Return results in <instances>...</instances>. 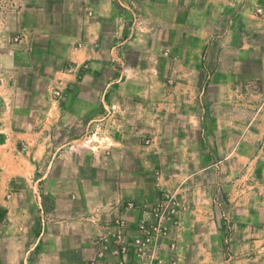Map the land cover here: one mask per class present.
Here are the masks:
<instances>
[{
	"label": "rangeland",
	"instance_id": "obj_1",
	"mask_svg": "<svg viewBox=\"0 0 264 264\" xmlns=\"http://www.w3.org/2000/svg\"><path fill=\"white\" fill-rule=\"evenodd\" d=\"M20 1L0 0V12L14 10ZM135 14L129 41L120 37L119 50L78 69L68 88L53 92L57 98L68 99L67 113L52 136L55 144L63 143L67 149H54L42 164L30 166L33 177L21 180L27 167L15 157V139L0 146V264H19L14 244L18 238L24 240L21 228L24 231L37 223L35 207L43 202L38 195L47 189V180L37 181V177L47 174L48 166L56 172L51 176L80 177L84 193L96 190L93 194L108 195L101 198L108 203L104 207L113 206L111 196L123 185L144 197L121 202L124 214L112 220L116 230L97 236L96 256L103 242L114 243L120 235L128 240L142 237L139 225L145 221L148 229L154 227L156 209L163 203L162 217L169 230L165 236H154L162 260L264 264V101L216 103L188 92L184 95L190 100L181 106L175 80L183 75L188 83L195 82L196 75L191 70H176L180 58L156 50L158 36L145 48L142 35L136 42L141 23ZM257 14L262 15L259 9ZM54 15L57 19L59 10ZM70 18L66 26L78 29V22ZM135 42L138 46H131ZM201 56L202 65L212 75L220 58L211 45ZM162 59L167 61L164 72ZM149 77L156 84H144ZM125 78L134 80L133 85H122ZM30 86L35 87L31 82ZM126 94L129 100L123 98ZM74 149L79 156L71 158ZM63 151L64 163L51 165L52 159L57 165ZM56 169L63 173L57 174ZM166 195L170 203L162 201ZM68 201L66 196L60 198L65 205ZM127 213L138 218L128 220ZM161 248L167 250L166 257L161 256ZM5 250L12 255L6 257ZM113 261L120 264L116 258ZM109 263L107 257L104 264Z\"/></svg>",
	"mask_w": 264,
	"mask_h": 264
},
{
	"label": "crops",
	"instance_id": "obj_2",
	"mask_svg": "<svg viewBox=\"0 0 264 264\" xmlns=\"http://www.w3.org/2000/svg\"><path fill=\"white\" fill-rule=\"evenodd\" d=\"M55 9L59 10L57 19ZM135 13L141 23L135 41L142 35L145 48L158 36L156 50L180 58L176 70H191L196 75L195 82L185 81L182 73L175 80L181 106L190 100L184 95L188 92L216 103L264 101V0H21L14 10L0 12V146L15 139V157L27 167L21 180L33 177L31 165L39 166L54 149L66 148L63 143L55 144L52 136L67 113L68 99L57 98L53 92L68 88L78 69L119 50L120 37L129 41ZM70 17L78 22V29L66 26ZM136 42L131 46H138ZM208 45L220 58L212 75L201 60ZM166 65L162 59L161 71ZM133 82L125 78L122 85ZM144 82L156 84L152 77ZM158 82L163 84V78ZM123 98L129 100L127 94ZM20 119L27 120L19 123ZM77 150L69 156H79ZM59 158L57 165L54 159L51 165L64 163L65 151ZM52 173L55 169L48 166L47 174L37 177V181L47 180L46 191L38 195L43 202L35 207L38 220L30 229L20 227L24 240L16 239L14 255L19 264H87L96 257L97 236L116 230L111 222L124 214L121 202L144 197L123 185L111 196L113 206L104 207L108 203L101 198L108 195L93 194L96 190L84 193V180L75 174ZM65 196L69 199L66 205L60 202ZM126 216L128 220L138 218L136 214ZM163 250L160 254L166 257L167 250ZM7 252L6 257L12 255Z\"/></svg>",
	"mask_w": 264,
	"mask_h": 264
},
{
	"label": "built area",
	"instance_id": "obj_3",
	"mask_svg": "<svg viewBox=\"0 0 264 264\" xmlns=\"http://www.w3.org/2000/svg\"><path fill=\"white\" fill-rule=\"evenodd\" d=\"M259 11L261 12V10ZM168 199L169 196L166 195L162 201L170 203L171 201ZM128 206L130 209H133L135 205L130 203ZM163 208L164 204L162 203L156 209L158 222L154 227L148 229L145 221L141 222L139 229L142 232V237L139 236L133 240H128L126 238L123 239L120 235L114 243L103 242L98 256H96L91 264H104L107 257L109 259L116 258L120 264H173L171 260L159 258V254L157 253L158 247L154 240V236H165L169 230L162 217ZM132 256L133 260H130Z\"/></svg>",
	"mask_w": 264,
	"mask_h": 264
}]
</instances>
